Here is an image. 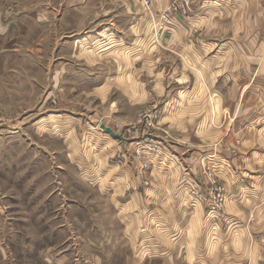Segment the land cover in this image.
Segmentation results:
<instances>
[{
  "label": "crops",
  "instance_id": "obj_1",
  "mask_svg": "<svg viewBox=\"0 0 264 264\" xmlns=\"http://www.w3.org/2000/svg\"><path fill=\"white\" fill-rule=\"evenodd\" d=\"M6 1L11 3L0 0V7ZM179 1L150 0V14L143 0H63L61 5L71 9L64 8L57 16L48 14V0H40L45 8L37 12L25 7L21 13L10 14L12 6L6 4L0 8V36H35V31L46 33L53 26L57 39L59 34L63 42L67 29L71 31L68 39L73 40L80 36L85 17L77 16L72 23L68 15L93 6L105 9L111 2L119 15L105 17L107 26L100 33L116 35V31L118 41L128 38L134 46L124 49L133 54L119 63L105 57L112 69L89 81L93 83L90 91L109 102L108 109L94 115L91 123L93 134L109 148L107 160L124 169L122 177H127L126 171L133 173L130 182L137 185H129L133 192L124 207L136 206L127 210L135 215L136 230L145 228V220L152 222L151 214L159 219L168 215L169 244L186 240L184 244L198 246L202 241L182 238L187 231L222 228L219 220L211 222L214 215L205 219L207 204L189 193L190 185L200 190L208 186L204 165H209L225 187L223 211L230 209L235 221V255L242 256L233 261L264 264V0H188L183 14L171 15L162 31L153 25L144 27V22H161L159 11ZM53 3L57 7L58 1ZM97 15L100 11L94 10L89 21L99 20ZM124 21V28L114 29L116 22ZM79 51L78 44L71 47L72 58L66 65L73 68ZM99 59L90 63L93 70ZM66 65L55 68L60 70L56 78L61 91L63 81L60 86L59 80L67 72ZM150 101L158 110L152 129L137 121L139 111ZM102 124L122 134L126 142L101 130ZM139 139L141 145H161L158 151L145 152L147 168L129 157L126 149V143L137 147ZM119 153L124 154V164L114 160ZM162 258L167 264L196 260L179 251Z\"/></svg>",
  "mask_w": 264,
  "mask_h": 264
},
{
  "label": "rangeland",
  "instance_id": "obj_2",
  "mask_svg": "<svg viewBox=\"0 0 264 264\" xmlns=\"http://www.w3.org/2000/svg\"><path fill=\"white\" fill-rule=\"evenodd\" d=\"M48 1L49 15L71 9L61 5L63 0H57V7H53L55 0ZM39 3L11 0L0 8L11 4L10 14L21 13L25 7L37 12L45 8ZM144 5L152 12L150 4ZM167 9L159 11L161 22H144V27L153 25L154 30L162 31L171 16ZM94 10L101 16L90 22ZM75 11L68 15L70 22L80 15L85 20L80 36L73 40L68 39L71 31L67 29L64 41L59 34L57 39L53 26L46 33L44 29L35 31V36H0V264H167L162 257L178 251L179 255L196 256L191 264H235L233 259L242 254L235 255V221L230 209L205 208V219L214 215L211 222L219 220L222 228L187 231L182 238L202 241L198 246L184 244L186 240L169 244L168 215L159 219L151 214L152 222L145 220V228L136 230L135 215L127 212L136 206L126 209L124 204L133 192L129 185L137 183L130 182L132 172L126 171L127 177H122L124 169L107 160L109 148L93 134L91 121L108 109L109 102L93 94L89 82L112 69L105 57L117 63L127 61L133 53L124 48L132 44L128 38L118 41L116 31V35H101L100 30L107 26L104 18L119 15L111 2L105 9L93 6L90 11ZM127 24L129 28L130 22ZM119 27L124 28L125 21L116 22L114 29ZM77 44L80 51L74 57L79 61L72 68L66 63L72 58L71 47ZM97 59L101 62L93 70L90 63ZM62 65L67 72L59 80L60 86L63 81L61 91L56 78L60 70L55 68ZM149 104L152 102L139 113L154 111ZM125 145L129 157L141 161L142 167L148 163L145 152L140 159L137 147ZM204 168L208 186L202 190L208 192L213 182V186L220 185L224 209V184L212 166Z\"/></svg>",
  "mask_w": 264,
  "mask_h": 264
},
{
  "label": "built area",
  "instance_id": "obj_3",
  "mask_svg": "<svg viewBox=\"0 0 264 264\" xmlns=\"http://www.w3.org/2000/svg\"><path fill=\"white\" fill-rule=\"evenodd\" d=\"M144 3L146 5L150 4L149 0H144ZM189 5L188 0H181L176 4H172L171 6L168 7L167 11L169 15H173L176 12H181L185 11L187 6ZM150 111V110H148ZM147 112V111H144ZM139 116L141 118L140 122L143 121L145 123V126L149 128L156 127L155 125L157 124V118H158V110L151 111L149 113H139ZM146 117V118H145ZM137 144V156L140 159H144V154L143 152H153V151H158L160 148V144L155 143L152 144L150 142L146 143L145 145L140 144V139L136 142ZM124 154L119 153L115 158V162L118 164H124ZM148 167V163L143 164V168ZM215 182H213L211 189L208 192H201L200 189L196 185H190L189 192L191 196H193L196 200L199 202L206 203L210 209L215 210V211H220L223 210V195H222V188L220 185H214Z\"/></svg>",
  "mask_w": 264,
  "mask_h": 264
},
{
  "label": "water",
  "instance_id": "obj_4",
  "mask_svg": "<svg viewBox=\"0 0 264 264\" xmlns=\"http://www.w3.org/2000/svg\"><path fill=\"white\" fill-rule=\"evenodd\" d=\"M100 129L110 133L112 136H114L115 138L121 139L123 141H125L126 139L124 138V136L120 133L115 132L111 127L106 126L104 124L100 125Z\"/></svg>",
  "mask_w": 264,
  "mask_h": 264
}]
</instances>
